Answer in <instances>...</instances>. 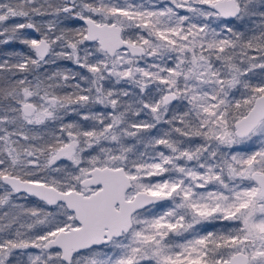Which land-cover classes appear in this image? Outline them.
Returning a JSON list of instances; mask_svg holds the SVG:
<instances>
[{
    "label": "snow or ice",
    "instance_id": "snow-or-ice-1",
    "mask_svg": "<svg viewBox=\"0 0 264 264\" xmlns=\"http://www.w3.org/2000/svg\"><path fill=\"white\" fill-rule=\"evenodd\" d=\"M0 264H264V0H0Z\"/></svg>",
    "mask_w": 264,
    "mask_h": 264
},
{
    "label": "trees",
    "instance_id": "trees-1",
    "mask_svg": "<svg viewBox=\"0 0 264 264\" xmlns=\"http://www.w3.org/2000/svg\"><path fill=\"white\" fill-rule=\"evenodd\" d=\"M65 63H68V62H65ZM69 66H71V65H69Z\"/></svg>",
    "mask_w": 264,
    "mask_h": 264
}]
</instances>
